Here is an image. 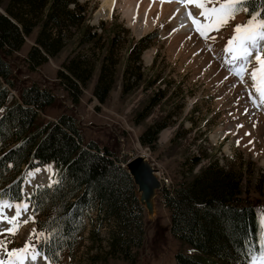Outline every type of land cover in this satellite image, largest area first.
Instances as JSON below:
<instances>
[{
	"label": "rangeland",
	"instance_id": "obj_1",
	"mask_svg": "<svg viewBox=\"0 0 264 264\" xmlns=\"http://www.w3.org/2000/svg\"><path fill=\"white\" fill-rule=\"evenodd\" d=\"M80 1L89 9L88 25L100 35L93 43L80 44L75 34L57 55L40 66H30L26 56L35 44L39 30L35 28L25 37L20 50L7 57L13 74L24 85L35 83L55 94V103L39 114V120L56 119L62 113L73 115L85 143L93 140L124 160L128 154H147L173 188L211 163L231 167L242 183L241 203L253 205L259 217L264 216V114L253 106L244 85L229 70L230 56L223 51L235 25L245 22L248 15L240 13L220 31L210 33L215 39L205 40L194 31L191 22L186 26L180 21L174 26L168 16L146 28L144 18L126 12L122 0L111 10L102 7L101 0ZM188 7L198 16L199 9ZM144 37L149 43L141 49L137 43ZM76 54L88 55L96 66L87 84L80 86L75 102L56 75L62 62ZM102 63L107 65L106 77L111 76L112 68L115 70L104 102L93 94ZM156 122L166 123L156 143L152 147L142 145L140 134ZM245 132H251V137ZM250 139L252 143H248ZM192 157L200 158L193 167ZM46 167H39L41 173L30 176L34 186L49 182L42 171L47 172ZM51 168L53 172L52 165ZM32 188L25 185V194ZM164 201L158 191L152 218L143 209L144 239L134 254L133 264H176L177 252L193 251L170 233V214ZM90 213L94 210L86 216ZM5 214L14 215V209H5ZM29 215H33L30 207L21 221ZM86 216L89 224L71 253L63 252L55 263L41 256L32 264H131L106 253L113 222L102 221L100 225V217L95 215L92 221ZM0 227L10 226L4 223ZM95 228L98 236L92 235ZM33 229H37L35 222L21 224L16 235L8 236L9 250L34 240ZM260 259L254 258L250 264H264Z\"/></svg>",
	"mask_w": 264,
	"mask_h": 264
},
{
	"label": "trees",
	"instance_id": "obj_2",
	"mask_svg": "<svg viewBox=\"0 0 264 264\" xmlns=\"http://www.w3.org/2000/svg\"><path fill=\"white\" fill-rule=\"evenodd\" d=\"M256 8L260 10L259 3ZM88 14L80 0H0V194L4 200L18 202L26 171L53 161L60 185L31 191L37 230L53 234L44 254L58 262L63 252L71 253L85 230L86 214L94 210L100 225L113 222L106 253L133 264L144 239L143 208L131 176L121 165L124 160L93 140L85 143L71 114L40 121L39 114L55 103V94L35 83L24 85L7 60L35 28L39 29L35 44L26 56L30 66H40L57 55L75 34L80 44L93 43L100 35L88 25ZM148 43L144 37L137 45L143 49ZM103 63L93 89L100 102L107 99L115 76L112 68L106 77ZM95 66L88 55H72L62 62L56 77L72 101H77L80 86L87 84ZM11 89L17 91L18 99L7 103ZM165 126V122L149 126L140 134V143L152 147ZM199 160L192 157L190 166ZM241 184L231 167L211 163L172 190L161 189L171 234L193 250L177 252L176 264H247L261 252L260 217L253 205L241 203ZM92 235L98 236L97 228Z\"/></svg>",
	"mask_w": 264,
	"mask_h": 264
},
{
	"label": "snow or ice",
	"instance_id": "obj_3",
	"mask_svg": "<svg viewBox=\"0 0 264 264\" xmlns=\"http://www.w3.org/2000/svg\"><path fill=\"white\" fill-rule=\"evenodd\" d=\"M177 2L186 8L185 15L191 21L194 31L205 40L215 39L210 33L220 31L240 13L248 15L249 18L245 22L235 25L233 34L227 40L223 51L230 56L229 63L232 67L229 70L244 85L252 104L264 105V0H177ZM257 3L260 4V10L256 8ZM189 5L199 9L198 16L193 14ZM0 112H3L2 108ZM255 127L256 125L253 124V128ZM244 135L251 137L252 134L245 132ZM252 142L251 139L248 141V143ZM45 170L52 173L51 165ZM40 171L41 169L36 167L28 171L27 175L34 177ZM60 183L59 180L50 179L48 188L59 186ZM36 187L42 188L43 185ZM19 192L20 195L16 198L18 202L15 204L4 200L3 195L0 194V225L7 223L10 226L0 227V237H3L0 239V264H32L41 256L45 260H50V257L44 254V248L50 247L51 244L53 234L50 232L33 229L34 240L27 241L18 249L8 248V244L11 243L8 239L9 235H16L21 224L35 222V214L21 221L22 215L29 212L32 194H25L23 186L20 187ZM5 209H14V215H6ZM257 227L261 258L264 260V216L259 218Z\"/></svg>",
	"mask_w": 264,
	"mask_h": 264
},
{
	"label": "bare ground",
	"instance_id": "obj_4",
	"mask_svg": "<svg viewBox=\"0 0 264 264\" xmlns=\"http://www.w3.org/2000/svg\"><path fill=\"white\" fill-rule=\"evenodd\" d=\"M101 1L102 7H106L107 10H111L113 5H115L118 0ZM122 2L124 8L127 9L125 10L126 12L133 14L135 17L138 16V18H140L139 16L141 15L144 18V24L147 26L146 28L151 27V25H154V21L161 18H165L166 16L171 17L173 25L175 24L174 26H178L180 21L184 22L186 26L189 24V22H191L185 15L186 8L181 3L177 2V0H122ZM193 14H197V11H194ZM185 25H183L181 28H184ZM178 32H180V30ZM50 164L52 165V163H49V165ZM46 165L48 166V164ZM42 171L45 175V178L50 181L51 173L45 172L43 169ZM27 184L30 185V187H33L35 184V182H33L30 176H25L24 186Z\"/></svg>",
	"mask_w": 264,
	"mask_h": 264
},
{
	"label": "water",
	"instance_id": "obj_5",
	"mask_svg": "<svg viewBox=\"0 0 264 264\" xmlns=\"http://www.w3.org/2000/svg\"><path fill=\"white\" fill-rule=\"evenodd\" d=\"M128 156L124 166L136 186L137 200L146 210L147 216L152 218L156 212L154 201L157 194L156 189L161 188V181L156 174L157 169L144 154H129Z\"/></svg>",
	"mask_w": 264,
	"mask_h": 264
}]
</instances>
